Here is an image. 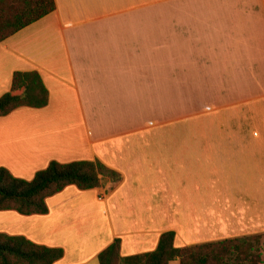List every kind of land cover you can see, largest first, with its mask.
Segmentation results:
<instances>
[{
  "label": "crops",
  "instance_id": "1",
  "mask_svg": "<svg viewBox=\"0 0 264 264\" xmlns=\"http://www.w3.org/2000/svg\"><path fill=\"white\" fill-rule=\"evenodd\" d=\"M53 2L0 41V95L15 71L47 93L0 116V168L98 161L119 179L101 200L66 185L43 214L0 210V233L61 249L50 264H96L113 240L122 264L166 231L174 248L264 243V0Z\"/></svg>",
  "mask_w": 264,
  "mask_h": 264
},
{
  "label": "trees",
  "instance_id": "2",
  "mask_svg": "<svg viewBox=\"0 0 264 264\" xmlns=\"http://www.w3.org/2000/svg\"><path fill=\"white\" fill-rule=\"evenodd\" d=\"M54 8L53 0H0V41L46 15ZM20 90L19 93H13ZM47 93L35 71H15L9 90L0 95V116L19 106L40 108L46 104ZM107 179L119 176L98 161H50L34 173L30 180L13 177L0 168V210H14L22 215L46 212L44 199L73 185L79 190L95 188ZM173 233L159 235L153 251L142 256L123 259L125 264H168L178 258V264H257L259 235L227 238L174 248ZM119 244L113 240L96 255V264H117ZM59 248L34 244L21 236L0 233V264H50L60 258Z\"/></svg>",
  "mask_w": 264,
  "mask_h": 264
},
{
  "label": "rangeland",
  "instance_id": "3",
  "mask_svg": "<svg viewBox=\"0 0 264 264\" xmlns=\"http://www.w3.org/2000/svg\"><path fill=\"white\" fill-rule=\"evenodd\" d=\"M20 90H17L13 93H19ZM220 119H222V117H220ZM210 124H212L210 122ZM209 126H203V127H198V128H193V129H188V127H183V128H179L176 134H194V133H201L203 130H205L206 128H208ZM210 128V127H209ZM213 131V130H211ZM106 184H102V186H105ZM110 185V184H109ZM214 233H209L208 236L211 237L213 236ZM194 236H197L194 234ZM215 236H220L219 234H215ZM186 240H189L188 238H186ZM199 239L195 238V239H191L192 243L195 244L197 243ZM208 239H205L204 241H200V242H205ZM186 244V243H185ZM258 250H259V262L257 264H264V243H261V236L259 235V245H258ZM177 264H178V258L173 259ZM118 263V262H117ZM122 264H125L124 262Z\"/></svg>",
  "mask_w": 264,
  "mask_h": 264
},
{
  "label": "built area",
  "instance_id": "4",
  "mask_svg": "<svg viewBox=\"0 0 264 264\" xmlns=\"http://www.w3.org/2000/svg\"><path fill=\"white\" fill-rule=\"evenodd\" d=\"M99 187V191H98V193H97V195H96V198L98 199V200H101V199H103L104 198V190H103V186L102 185H100V186H98Z\"/></svg>",
  "mask_w": 264,
  "mask_h": 264
}]
</instances>
